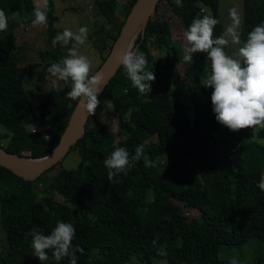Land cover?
<instances>
[{
    "label": "trees",
    "instance_id": "16d2710c",
    "mask_svg": "<svg viewBox=\"0 0 264 264\" xmlns=\"http://www.w3.org/2000/svg\"><path fill=\"white\" fill-rule=\"evenodd\" d=\"M33 1L0 0L9 33L0 34V126L7 131L0 133V144L7 151L37 158L50 152L77 101L67 97L70 84L63 81L48 89L41 84L42 78L27 84L36 75L26 71L22 47L11 32L32 21ZM134 1L127 0L120 19L118 0H94L95 13L109 28L101 41L91 40L100 60L93 72ZM182 4L159 0L133 45L145 54L147 69L155 75L149 82L150 92L140 94L120 65L101 93L99 101L108 99L117 115L118 130L95 114L89 116L83 136L69 150L77 153L79 161L72 167L60 166L59 178L46 181L41 192L36 182L44 180L55 165L34 180L0 165V228L5 241L0 264H42L33 255L29 230L49 234L58 221L71 222L75 228L73 247L83 249L76 253L77 264L156 260L229 264V259L218 255L221 245L240 246L252 237L264 241V191L258 187L264 169V129L255 127V135L248 134V128L239 135L230 134L215 120L212 89L204 87L211 61L202 52L194 53L192 62L186 61L181 44L173 37L171 21L181 19L186 30L193 19L207 15L202 5L218 21L213 36L219 37L225 30L218 20V0H182ZM25 11L28 15L23 16ZM17 13L16 21L12 17ZM55 21L47 29L49 47L37 51L41 63H56L67 55L64 45L51 43L61 33L53 27ZM262 21L264 0H243L241 42ZM151 45L162 57L152 54ZM224 51L227 54L226 46ZM35 109L41 110V116L36 117ZM36 122L48 125L49 139L44 133L27 131L25 126ZM138 145L144 146L154 166L146 167L141 159L127 175L121 173L109 181L104 159L115 146L127 148L132 155ZM54 193L64 201L56 200ZM189 210L197 214L190 216ZM48 256L43 264H69L68 258L55 261L51 251ZM238 264L264 262L259 258Z\"/></svg>",
    "mask_w": 264,
    "mask_h": 264
},
{
    "label": "clouds",
    "instance_id": "9594fccd",
    "mask_svg": "<svg viewBox=\"0 0 264 264\" xmlns=\"http://www.w3.org/2000/svg\"><path fill=\"white\" fill-rule=\"evenodd\" d=\"M174 3L178 7L183 6L182 0H174ZM33 16L31 22L34 26L47 22V0L35 6ZM230 16L233 23L215 38L213 30L218 23L215 18L205 15L193 19L183 33L187 52L184 59L192 62L193 54L202 52L206 53L211 61V71L206 76L204 87L212 89L211 107L219 124L230 131L257 126L264 129V21L254 26L246 41L241 42L237 32L240 19L235 9H230ZM7 29L8 18L0 9V32L6 33ZM87 35V26L79 27L76 32L64 29L58 33L51 41L53 47L58 43L67 46L74 41L75 44L68 48L66 56L59 62L50 64L45 71L56 78L53 83L59 80L70 84L67 97L77 101L91 116L100 104L98 94L102 90L99 84L103 80V73L93 72L89 57L79 53L75 46L84 44ZM230 42L242 45L235 56H230L224 51V47ZM118 61L132 86L138 89L140 94H148L151 90L149 82L155 80V75L152 70L147 69L145 54L138 47L135 50L125 48L118 56ZM47 139L49 137L46 136ZM141 159L146 167L154 166L151 158L144 153L143 145L136 146L132 155L127 148L115 146L114 151L103 161L109 181L121 173L127 175L131 167ZM258 187L264 191V178L260 180ZM29 234L32 237L33 255L42 264L49 259V251L55 261L68 258L69 264H77L76 253L83 252L79 246L73 247L75 228L71 222L58 221L49 234H44L37 228L30 229ZM157 252L163 254L162 249H157ZM229 264H238L237 258H230Z\"/></svg>",
    "mask_w": 264,
    "mask_h": 264
},
{
    "label": "rangeland",
    "instance_id": "374dc122",
    "mask_svg": "<svg viewBox=\"0 0 264 264\" xmlns=\"http://www.w3.org/2000/svg\"><path fill=\"white\" fill-rule=\"evenodd\" d=\"M35 5L38 3H42L43 0H34ZM127 0H118V8H117V16L121 19L125 13V4ZM202 11L207 15H210V11L207 7L202 6ZM230 9H235L239 19L240 24L238 26L237 32L239 35L241 22H242V14H243V0H218V20L223 24L224 30L228 25L233 23L232 17L230 16ZM23 16L28 15L25 11ZM33 14V13H31ZM55 15L57 17L55 21ZM19 18V14H13L12 19L16 20ZM55 21L53 27H56L61 32L64 29H69L73 32H76L79 27L87 26L88 35L87 40L82 45H75L78 52L86 55L91 60V68L95 67L99 60V57L91 44L92 38H98L99 41L105 36L109 25H105L103 23V18L95 13L94 10V0H47V22L43 25L34 26L31 21L23 22L16 26L11 32L16 36L17 44L22 47V54L24 55L22 64L27 67L26 71L31 72L36 75V77H31L28 80L27 84L30 86L34 83H37L41 80V84L46 87V89L55 87L60 84L61 81L56 80L55 83L53 81L56 79L51 77L45 70L47 67L52 64L51 62H39L37 58V51L43 50L46 47H49L48 43V28L51 22ZM103 23V24H102ZM8 30V29H7ZM171 30L173 37H175L179 43L181 44L184 55H187L185 40L183 33L185 31V27L183 22L179 18H174L171 21ZM1 35H9L8 32L0 33ZM240 37V35H239ZM230 40L231 38L228 37ZM75 42H70L69 45L65 46V51L68 52V48L72 47ZM241 45H237L234 43H229L226 45L227 54L230 56H235L238 48ZM152 54L158 59L162 57V53L155 47V45H151ZM38 64V66H35ZM38 67V68H37ZM182 68V65H180ZM32 69H34L32 71ZM183 79V78H182ZM33 80V82H32ZM30 92V91H29ZM97 119L101 122L107 123L114 130H118L117 124V115L113 111V107L111 102L108 99L100 100V104L95 110V115ZM246 129V128H244ZM253 128H248V134L255 135V131ZM5 128L0 126V133H6ZM230 134H240V130L231 131ZM79 161V157L77 153L73 150L67 153V155L60 161L59 164L55 165V168L50 170L43 179H39L36 182V188L41 192L47 185V182L55 181L60 176V166L72 167L77 164ZM263 178H264V169H263ZM47 181V182H46ZM54 198L59 201H64V197L59 195L58 193H54ZM190 216L193 214H197L196 210H189ZM4 233L0 228V248L4 244ZM218 255L221 258L230 259L232 257H236L239 262H249V261H257V259H261L264 262V241L256 239L254 237L248 239L244 244L240 246H227L221 245L218 251ZM162 260H156L152 263H142L136 262V264H162Z\"/></svg>",
    "mask_w": 264,
    "mask_h": 264
},
{
    "label": "water",
    "instance_id": "95a60500",
    "mask_svg": "<svg viewBox=\"0 0 264 264\" xmlns=\"http://www.w3.org/2000/svg\"><path fill=\"white\" fill-rule=\"evenodd\" d=\"M159 0H135L131 5L130 10L117 34L116 38L111 44L106 56L94 71L103 73V80L99 87L102 89L98 94V99L106 87L107 83L114 76L120 63L118 56L123 49L127 48L135 50L133 47L139 32H143L146 22ZM90 115L82 109L76 102L68 123L50 152L44 156L33 158L25 155H19L7 151L0 144V165L8 168L17 176L27 180H34L39 177L46 170L58 164L69 152L71 146L83 136L85 126Z\"/></svg>",
    "mask_w": 264,
    "mask_h": 264
},
{
    "label": "built area",
    "instance_id": "2783aa9c",
    "mask_svg": "<svg viewBox=\"0 0 264 264\" xmlns=\"http://www.w3.org/2000/svg\"><path fill=\"white\" fill-rule=\"evenodd\" d=\"M36 117L41 116V110L40 109H35L34 110ZM47 119V116H45V120ZM27 131H29L32 134H36V133H44L45 137L48 136L45 133V130L48 128V125L46 123L41 124V123H29L26 126ZM33 129H35V131H33Z\"/></svg>",
    "mask_w": 264,
    "mask_h": 264
}]
</instances>
